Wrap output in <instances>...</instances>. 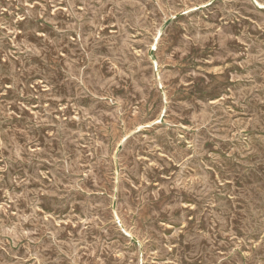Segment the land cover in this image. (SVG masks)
<instances>
[{
    "label": "rangeland",
    "instance_id": "374dc122",
    "mask_svg": "<svg viewBox=\"0 0 264 264\" xmlns=\"http://www.w3.org/2000/svg\"><path fill=\"white\" fill-rule=\"evenodd\" d=\"M0 264H264V0H0Z\"/></svg>",
    "mask_w": 264,
    "mask_h": 264
},
{
    "label": "bare ground",
    "instance_id": "6f19581e",
    "mask_svg": "<svg viewBox=\"0 0 264 264\" xmlns=\"http://www.w3.org/2000/svg\"><path fill=\"white\" fill-rule=\"evenodd\" d=\"M198 1H199V0H198ZM255 1H256V0H255ZM213 2H214V1H213ZM186 3H187V2H185V4H186ZM198 3H199V2H198ZM203 3H204V2H203ZM257 3H258V2H257ZM195 4H196V3H195ZM259 4H260V3H259ZM183 6H184V3H183ZM208 6H209V5H208ZM185 7H186V6H185ZM163 8H164V7H163ZM166 9H167V8H166ZM190 9H191V8H190ZM180 10H181V9H180ZM184 11H185V10H184ZM186 11H187V10H186ZM163 12H164V10H163ZM163 14H164V13H163ZM185 14H186V13H185ZM183 15H184V14H183ZM167 16H168V15H167ZM168 18H169V17H168ZM170 18H171V17H170ZM173 19H174V18H173ZM171 21H172V20H171ZM175 22H176V21H175ZM173 24H174V23H173ZM173 24H172V25H173ZM178 25H180V24H178ZM214 28H215V27H214ZM217 28H218V27H217ZM180 29H181V28H180ZM209 36H210V35H209ZM166 37H167V36H166ZM168 40H169V39H168ZM210 40H212V39H210ZM161 42H163V41H161ZM189 42H190V41H189ZM208 43H209V42H208ZM171 44H172V43H171ZM209 44H210V43H209ZM212 44H213V43H212ZM164 45H165V43H164ZM192 45H193V44H192ZM197 46H198V45H197ZM207 46H208V45H207ZM207 46H206V47H207ZM153 47H154V46H153ZM156 47H157V46H156ZM158 47H159V46H158ZM198 47H199V46H198ZM151 48H152V47H151ZM209 48H210V47H209ZM152 49H153V48H152ZM156 49H157V48H156ZM166 52H167V51H166ZM201 54H202V53H201ZM155 55H157V54H155ZM155 55H154V56H155ZM208 55H209V54H208ZM202 56H204V55H202ZM173 57H174V56H173ZM186 57H187V56H186ZM193 57H195V56H193ZM196 57H197V55H196ZM196 57H195V58H196ZM210 57H211V56H210ZM191 58H192V57H191ZM201 58H202V57H201ZM155 59H156V57H155ZM203 59H204V57H203ZM203 59H202V60H203ZM211 59H212V58H211ZM174 60H175V59H174ZM229 60H230V59H229ZM159 61H160V60H159ZM180 61H181V60H180ZM151 62H152V61H151ZM229 62H230V61H229ZM152 63H153V62H152ZM197 63H198V62H197ZM206 63H207V62H206ZM154 64H155V63H154ZM161 64H162V63H161ZM204 64H205V63H204ZM158 65H159V63H158ZM216 65H217V64H216ZM154 66H155V65H154ZM159 68H160V67H159ZM153 71H154V70H153ZM223 74H224V73H223ZM225 75H226V73H225ZM217 77H218V76H217ZM225 77H226V76H225ZM227 78H228V77H227ZM199 79H200V78H199ZM207 79H208V78H207ZM201 80H202V79H201ZM127 81H128V80H127ZM153 82H154V81H153ZM201 82H202V81H201ZM193 83H194V82H193ZM202 84H203V83H201L200 85H202ZM207 84H208V83H207ZM207 84H206V85H207ZM150 85H151V84H150ZM154 85H155V84H154ZM222 85H223V84H222ZM203 86H204V85H203ZM160 87H161V86H160ZM201 87H202V86H201ZM201 87H200V88H201ZM161 88H162V87H161ZM86 89H87V88H86ZM159 89H160V88H159ZM115 90H116V89H115ZM128 90H129V89H128ZM159 92H160V91H159ZM106 93H107V92H106ZM106 93H105V94H106ZM101 94H102V93H101ZM105 94H104V95H105ZM148 94H149V93H148ZM155 94H156V93H155ZM107 95H108V93H107ZM100 96H101V95H100ZM102 96H103V95H102ZM152 96H153V95H152ZM154 96H155V95H154ZM154 96H153V97H154ZM103 97H104V96H103ZM153 97H152V98H153ZM155 97H156V96H155ZM157 97H158V96H157ZM155 99H156V98H155ZM155 99H153V100H155ZM100 100H101V99H100ZM114 100H115V99H114ZM144 100H145V99H144ZM162 100H163V99H162ZM107 101H109V100H107ZM151 101H152V100H151ZM151 101H150V102H151ZM123 102H124V101H123ZM147 103H148V102H147ZM122 104H123V103H122ZM117 105H118V104H117ZM120 105H121V104H120ZM139 105H140V104H139ZM163 105H164V104H163ZM125 106H126V105H125ZM144 106H145V104H144ZM120 108H121V106H120ZM144 109H145V108H144ZM144 109H143V110H144ZM146 109H147V108H146ZM63 111H64V110H63ZM127 111L129 112V110H127ZM137 111H138V110H137ZM124 112H125V111H124ZM136 113H137V112H136ZM140 116H141V115H140ZM137 121H138V120H137ZM137 121H136V122H137ZM140 121H141V120H140ZM57 122H58V121H57ZM140 123H141V122H140ZM134 126H135V125H134ZM134 126H133V127H134ZM45 129H46V128H45ZM104 131H105V130H104ZM117 136H118V135H117ZM121 137H122V136H121ZM124 137H125V136H124ZM109 139H110V138H109ZM111 139H112V138H111ZM40 140H41V139H40ZM117 141H118V140H117ZM113 142H114V141H113ZM115 143H116V142H115ZM111 146H112V143H111ZM113 149H114V148H113ZM113 149H111V150H113ZM117 149H118V148H117ZM3 152H4V151H3ZM2 155H3V154H2ZM3 156H4V155H3ZM105 188H106V187H105ZM112 189H113V187H112ZM105 190H106V189H105ZM116 218H118V217H116ZM117 220H118V219H117ZM119 223H120V222H119ZM37 263H38V262H37Z\"/></svg>",
    "mask_w": 264,
    "mask_h": 264
}]
</instances>
